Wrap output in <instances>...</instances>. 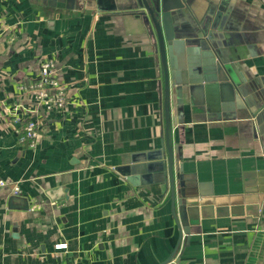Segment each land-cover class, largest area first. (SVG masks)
I'll return each mask as SVG.
<instances>
[{
    "label": "crops",
    "instance_id": "1",
    "mask_svg": "<svg viewBox=\"0 0 264 264\" xmlns=\"http://www.w3.org/2000/svg\"><path fill=\"white\" fill-rule=\"evenodd\" d=\"M196 1L219 12L205 46L232 67L218 78L216 56L206 81L209 50L173 55L184 83L169 76L170 138L189 196V238L176 247L161 155L138 161L165 137L153 33L129 5L0 0V264H158L171 254L165 264H264V0ZM185 25V46H196L199 26ZM44 57L64 87L61 110L38 108L18 86ZM29 118L40 123L34 147L20 137Z\"/></svg>",
    "mask_w": 264,
    "mask_h": 264
},
{
    "label": "water",
    "instance_id": "2",
    "mask_svg": "<svg viewBox=\"0 0 264 264\" xmlns=\"http://www.w3.org/2000/svg\"><path fill=\"white\" fill-rule=\"evenodd\" d=\"M79 0H42V2L50 6H59L73 8ZM118 4H114L111 0H84V2L95 5L98 9L115 8L123 5H129L133 13L140 18L142 23L147 27L156 38L158 51L160 54V60L164 71V112H165V137L164 142L161 144V148L147 154L140 156L138 161H147L148 156H158L161 163V171L158 172V179L163 181L166 189L169 190L171 208L173 218L179 228V236L176 247L181 241L183 234L186 236V240L189 238L188 234V220L187 210L188 206L183 201L184 198L189 197L185 194L184 179L182 172L177 170L176 163L173 159V147L170 138V112H169V76L174 75L177 83H184L183 79L179 78V71L175 70L173 63V55H179V52L184 53L183 47L187 52L190 50L199 49L200 47L209 53L204 54L205 60L201 63L200 67L203 70V75L206 81L212 80L213 59L218 56L220 61H214L216 65V76L224 79L225 75L221 72L226 70L230 73L232 64L225 55L217 52L214 49H207L205 45H209L210 34L205 30V26L208 24L207 18L212 17L213 21L219 18V12L212 11L210 7H206L201 12L197 8L196 0H119ZM88 6V4H86ZM191 19L199 26L197 31V39L193 41L196 46H185V39H188V35H184L186 31V22H191ZM214 23V22H213ZM215 26V25H213ZM192 41V40H188ZM195 45V44H194ZM206 55V56H205ZM181 66V65H179ZM196 68V67H195ZM230 76V75H229ZM264 97V95L262 96ZM180 157V154H179ZM135 161L134 163H137ZM147 163V162H142ZM154 162H150L149 168H152ZM136 165V164H134ZM146 166V164H144ZM137 167V166H134ZM118 170L122 173L132 176H128L129 180L138 179L137 174L130 173L129 166H119ZM120 171V172H121ZM132 172H135L133 170ZM26 208V206H25ZM172 257L169 255L165 260L158 264H165Z\"/></svg>",
    "mask_w": 264,
    "mask_h": 264
},
{
    "label": "built area",
    "instance_id": "3",
    "mask_svg": "<svg viewBox=\"0 0 264 264\" xmlns=\"http://www.w3.org/2000/svg\"><path fill=\"white\" fill-rule=\"evenodd\" d=\"M55 61L52 57H44L40 61L39 75L36 79L26 84H19L21 88L29 89L35 99L38 108L44 110H61L66 104V95L63 85L58 81L55 75ZM34 111H38L37 108ZM39 121L37 118H29L24 124L20 133L21 140L26 142L27 146L34 147L39 136ZM5 181L0 179V184ZM13 193L18 194L20 188L15 184L12 188ZM65 244V243H64ZM63 243H57V248L65 247Z\"/></svg>",
    "mask_w": 264,
    "mask_h": 264
}]
</instances>
